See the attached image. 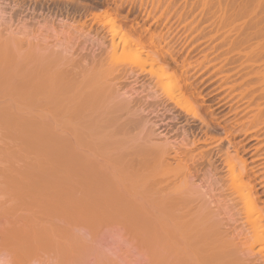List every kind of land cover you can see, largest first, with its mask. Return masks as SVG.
I'll return each mask as SVG.
<instances>
[{"label": "rangeland", "instance_id": "obj_1", "mask_svg": "<svg viewBox=\"0 0 264 264\" xmlns=\"http://www.w3.org/2000/svg\"><path fill=\"white\" fill-rule=\"evenodd\" d=\"M68 1L71 2L72 0L71 1L70 0H14V1L13 0H0V24L2 25V26L0 25V28L4 29L2 32L5 36L10 31L12 32L11 34L12 36L16 35L15 37H17L18 35L17 38L21 39V40L19 39L18 40L22 42L20 44L21 45L23 44V46H21L22 48L26 46L27 41L28 43L32 44L33 39L36 43H38V44H32V45L29 44L31 45V48L33 49L35 46L40 45L39 44L40 42L44 43V41H47V43H50V44L55 43V44H52L54 45V47H57L56 45H61V46L63 45V47H65L68 44L70 46L76 43L75 47H73V49H75L76 51L72 49L71 54L73 55L74 52L76 53L79 52L77 55H78V58L81 57V59H79L78 63L74 60L77 63L75 65H78L79 63H81L79 65L80 67L86 63L88 67L84 65L85 66L84 68H86L87 70V68L89 69V66L92 64L90 68L95 67L94 68L95 70L102 64L105 66L108 65V63L106 64L104 63L106 61V58H109L108 56H111L107 54V52L111 54L109 49L111 47L110 46L111 41L113 40L112 35H111L112 30L110 29L109 25H103V20L101 18H96L94 16L95 14L99 13L101 9L107 8L111 16L115 17L116 21L121 23V24L119 23L120 25H122L123 27L125 26V30L128 29L127 32L129 31L128 33L131 34V37L135 38V40L137 39V41L134 43H136L137 45L139 44L140 46L139 49L140 50L144 49L145 52H142L144 54L140 52L136 53L132 49V47L131 48L128 47L129 49L127 48L126 51L120 50L122 51V53L120 51H117L119 53L116 52L117 53L116 57H118V60H116L117 62L114 64L117 65L118 63V66L116 67L117 69L119 67L120 71L118 70V72L120 73H117V70H116L115 72L117 74L116 73L114 74L113 72L114 76L113 75L111 76L109 74L110 72L109 73L107 72L110 76H107L108 78H106L105 81H108V83L107 85L104 84V87L106 86V90L107 88L110 87L109 92H111V95L113 94L112 95L113 97L115 98L124 97L125 99L126 98L128 99L130 103L128 104L129 109H127L126 114L123 112L124 114L122 113V115H119L121 117V118L119 117L120 118L119 121L124 122L125 117H128L130 118L131 123L128 126L127 125L122 126L123 128L121 130L122 132L116 130L115 131L116 134H114L115 132L113 133V136L115 135L116 137L115 136L114 137L116 139L110 136L111 135L110 132L112 133V131L109 132V130L111 129L108 128L106 132H109V135L107 133L106 137L108 138L109 141L112 139L111 140L112 142L115 140L116 141L118 140V142H116V145L119 143L121 146L122 144L119 138H121L123 142L125 139H130L131 141V138H132L134 140L132 142L141 143V144L143 142L142 145L141 144L139 145L141 146L144 145L145 147L146 145L144 144V141L146 142V140H149L150 142L147 141L146 144L155 142L157 143L156 145H163V148H165L166 146L168 147L167 152L169 149H171L170 147L173 146L174 147V148L172 147L173 150L172 149L169 150L170 156L173 155L174 150L182 149L181 151H183V155L180 153L181 161L182 159L184 160V158L188 156L190 157V155L192 154L193 156L191 158L195 159V160L192 159V162L195 161V163L193 164L189 161L188 164H193V166L195 165L194 166L195 170L194 168H191L193 167L192 165L191 166L189 165L190 167L188 170L189 172L191 170L192 175L187 174L186 177L194 176V178H191V177L186 178V183H185V185H187L186 187L188 188L191 187L193 189L192 191H194L195 194L198 193V195H200V200L199 198H197L199 201L198 202L195 201V202L197 204L202 203L203 209H204V206L206 208V205L207 207L212 206L210 208L211 211L212 212L214 210L215 211L213 212L214 215L213 216L211 215V217L215 218L218 213V218L221 222V224H218V225H221L222 227L224 225L225 227L223 228L221 227L222 229L219 227L217 229V226H216L214 227L215 230L217 229V231H219V229L223 230L226 227L230 228L231 231L230 229L229 230H226L227 228L225 229L227 231L226 235L228 236V234H231L234 239L231 236L230 238H232L233 241L236 240L237 242H240L239 240H237L239 236L238 233L242 234L243 229L240 230L239 227H241V224H242V228L244 229L250 228V225H251L250 221L252 219L248 217L249 218L248 220V218L246 216L245 218L244 215L240 216L242 218L244 217L243 219H239L240 217L237 218L234 216L235 214L234 212L236 211L235 209L238 207V205H241V203L244 201L243 199L244 196L242 195L243 196L241 200L242 202H239L240 200L237 202V200L240 199L239 197L241 196L240 193L239 195L237 194L241 190L238 191V189H236L238 192L234 193L233 190L229 189L233 193V194L230 193L231 195H233L231 197L233 199L235 197L238 198L235 201L230 197V195H228L230 191L225 189L226 185L232 181L231 179L230 181L227 176L228 170H227V164H226V157L227 155L234 154V151L236 150L235 152H237V155H240L242 158L246 160L245 168L247 167L246 168L247 176L245 177L250 178V182L252 183V185H254L253 192L255 194V200L257 204L259 203L258 204L259 206H262L263 208L262 210L264 212V97H263L264 96V90H263L264 88V76H263L264 75V0H216V1L215 0H202V1L201 0H143V1L142 0H99V1L98 0H84V1L78 0L79 2H82L85 4L88 3L89 4L88 7L82 5V3L80 4L77 3L76 5L74 4L75 3L74 0H73L74 2H71V3H69ZM135 36H137V38ZM28 39L30 40V42ZM76 39H78L77 42L72 43ZM91 39L93 41L95 40L96 42L98 41L102 42L103 46L100 47L99 45L100 47L99 49L96 46L97 43L95 41H94L95 43L93 42L90 43L92 41ZM18 40L17 42L19 43ZM38 40L39 42H37ZM40 40H43V41H40ZM151 41H153V43H151ZM50 44H47V46ZM260 46H261V49H260ZM18 47L22 49L19 45ZM41 48L45 49V47H42V46ZM256 49L258 50V52ZM93 50L95 52L94 53L95 55H93L92 53ZM252 50H254L255 52ZM253 52L254 54H252ZM79 54H82V55L79 56ZM249 54H252V55L250 56ZM73 56H76V55H73ZM132 57L134 60H136L135 62L133 59L130 61ZM150 57L158 59V62L154 61V64H153V59H150ZM78 58H75V59L78 60ZM92 58H94L93 60L94 62H96V64H94L95 66H93V63H91ZM85 59H87V62L85 61ZM83 60L85 61V63ZM108 60L109 59H107V61ZM23 61L25 62L26 60H23ZM74 61H73V64H74ZM67 63L69 65L70 62H67ZM80 70H81V67L79 68V71ZM86 70L84 69L85 72L89 71V70L87 71ZM98 70L100 71L103 69L98 68L96 70L97 72L95 71L97 74H98ZM105 70H103V72ZM84 71L81 70L80 73H83ZM91 71H93V68L92 70L90 69V72ZM103 72H101V76ZM96 73H95V77L97 75ZM88 74L89 72L87 73V75ZM164 75H167V76H164ZM80 76L78 75L77 77H80ZM101 76H100V73H99V76L97 75V77H100V78ZM95 77H93V79H95ZM169 77H171L173 82L176 84V86H174L175 87L174 90L179 91V93L182 92L181 93L183 95L182 97L183 98L185 97L184 99H187V102L185 101L183 102L181 98L177 97V95L173 96L174 98H172V96L170 98V95H168L169 96L168 97L165 93L163 94V90H162L163 88L158 85V81H159L158 79L162 78L161 80L164 83H166L165 81H167L168 79H171ZM97 80L100 81L103 79H100V80L97 79ZM99 83L102 84V82H99ZM103 83H106V82H103ZM12 95H9L12 98H9V96L8 97L2 96L0 98V103L2 101V103L0 104V110H1V105H3L2 108H6V107L9 108L10 107L9 103L13 102L17 106L21 101L23 102L22 100L24 99L23 97H19V95H17L19 97L18 98L16 97V94H12ZM5 97L11 99L12 102L10 100L9 102L8 99H6ZM14 97L17 98V100L21 99V101L20 100L17 101ZM125 99L123 100L125 101ZM5 102H6V105L7 104L9 105V107L4 105ZM16 102H18V104H16ZM12 105L13 104H11V106ZM14 106H13V109H14ZM191 109H192V112H191ZM20 110H25V109L21 108ZM7 111L8 110L6 109V112ZM10 112H8L7 115L5 112H4L5 114H2V112L0 113L1 115L0 117H2L3 115L4 118L7 120L6 121L4 119L5 121L4 120L0 121V171L2 170L0 172V180H1L0 181V193H1L0 194V264H173L172 261L169 260L170 258L173 259L175 257L171 253L172 252L171 250H174V253H175V248H176V246H174L175 248L172 247L175 244H173L174 242L172 241L173 235H171V233L169 232L172 230V226L169 225L170 220L167 219L169 218V216H166L167 213L164 216L163 214H160V213H165V212H160L161 210L159 208L161 197H163V195H161V197L158 196L160 194L167 193L168 190L170 189H168L167 187L163 188L162 191L164 192L160 191L162 192L160 193L158 191L159 187L154 186V184L152 186V183L148 179V177L146 178L148 180H144V182L141 181L142 183H145L146 181L145 185H147V187H149L151 191H149V188L147 187L146 188L148 189V191H146V193H143L142 191L140 195L139 193L140 191L139 192L137 191V193H139V197H138L134 189L133 195L134 196L136 195L137 199H139L140 196H142V194H144L142 198L145 197V199H148L149 198L148 196L150 195L151 199L149 198L148 200H143L142 203L145 201H149V200L151 201L152 196L154 198H157L158 196V198L155 200L157 201L160 200V202H157L153 198L152 200L154 201L153 204H152V201L151 202L149 201L150 204H147V202H145L142 208V203H141L142 199L138 201L141 203V207H140L139 205L140 203L138 204V202L134 200L136 199V196L133 199L134 196H132V191H131V189L133 188H131L132 185L128 183L135 175L139 177V175L141 174L139 175L133 174V176L132 174H129L130 175L129 178L125 177L126 176L125 174H122L124 176H120L121 175L120 174L119 175L120 177L126 178L125 179L126 181L123 180V182L125 181V184L126 183L130 184L131 189L128 190L127 188L126 190V188H124L126 190V193H125V190L123 188L122 190H121V187L118 188L117 191L119 192V189H120L121 191L119 193L121 192L122 193L120 194V199L118 198V196L116 198L122 202L124 197L125 198L128 197L127 202H129L131 200L129 198H131L132 196V200L134 202L131 201V203H133L131 204V206L135 205V201L137 202L136 205L134 206V209H133V206L131 207L130 205L127 208L126 205L128 203L126 204V199L121 204L125 205L127 210L124 211L123 210L124 208H123L122 209L123 212H119L121 208L123 207V205L121 206V204H118L121 206V208L118 206L119 210H117V208L114 209V207H117V204H115L114 202L112 203L113 205H111L112 208L109 206V208L107 209L108 206H104L102 205V203L101 204L99 203L100 204L99 206L98 202H101L99 201L101 197L99 196L100 198L98 202H95V198H94L95 194L91 193L92 196L94 195L93 196L94 201L92 200L91 197L88 198L89 201L90 202L92 201L93 203L95 202L97 204H92V202L89 204H92L93 209L95 210H93L92 207L88 204V201L86 199L88 196H86L85 201L83 200L85 196H82L83 198L82 199L80 198V199L83 202H85L84 204H88L90 207L88 208L86 205L84 207L81 201L79 202V204L81 205V207L83 206L84 208L83 207L81 208L83 211L81 210L79 212L78 210L79 212L78 213L77 209L74 207L76 206V203H78L77 201L80 199L75 197V194L77 196H81L80 194L85 195L84 193H86V191L82 189V186L86 181L82 182L80 180L81 178L78 179L79 174L77 175V174H72V173L71 175L63 174L65 175L64 177H66V179L64 178L62 179L61 178L62 175L58 173L59 171L58 159L56 161V158H53L50 155H48L46 152H44V150L39 146L40 144L38 145L36 141L33 142L34 141L33 138L38 139L37 133L39 132L35 133L32 130V127L30 126L27 127L25 126V124L24 126L27 128H24L22 126L23 123H26V122L30 123L31 120H33L32 119L33 117L31 118V120L29 119L30 121L28 119H24L26 120V122L24 121L22 123V119H23L22 116L24 113L22 114L20 113L22 111H19L17 115L19 116L21 114L22 115L21 117H18V116L17 117L22 118L21 121L20 120L18 121L16 116H14L12 121L16 119L18 122L21 123V125L15 123V126L14 125L12 126L14 122L12 124L10 123L11 125L8 123L10 122L11 120L10 118L12 117L11 116L9 117L10 119L9 121L7 119ZM16 112L18 111L16 110L15 113ZM27 113L28 112L25 110V114ZM12 114H14V110L12 111ZM5 116H7V118ZM27 116L28 115H26V117L24 116V118H27ZM30 116L31 115L29 114L28 118H30ZM256 116H260L261 121H259L257 125H254L252 124V120H254ZM38 117H40V115ZM138 126L142 129H139ZM144 126L147 128H144ZM50 128L52 129V127ZM27 129H29V132H27L28 131ZM36 129L34 127L35 131ZM38 129L39 131H41L40 127ZM43 129L45 128H42V130ZM57 129L59 130V128ZM246 129L248 130V132ZM60 131L62 132L63 130L61 129ZM52 132L57 137L55 138V140L60 138L59 136L61 135H58V134H57L58 136L56 135L57 132L55 131L54 126H53V130H51V133ZM103 132H105V130H103ZM119 132L121 133V135L119 134ZM244 132L246 133L244 134ZM27 134L31 136L30 138H32V142H33L31 143L34 145H28L30 147L25 148L23 142L21 141L25 139L24 136ZM9 135H12V137H10ZM42 135H39V139H42L41 138ZM26 137H28V135ZM39 141L40 140H38V142ZM130 141L128 142L125 141L126 143L124 145L128 144ZM192 142H195L194 143L195 145L192 144ZM35 143H37V145ZM185 143L190 146H187V145L184 146ZM1 144H4V145H1ZM119 144H118V147H119ZM113 145H115V143H113ZM178 147H180V149ZM187 147L189 148L187 149ZM55 148L57 147L55 146ZM185 150L186 151L188 150V151L185 152ZM185 153L186 155H184ZM170 156L165 157L164 160L166 161V163L168 162L167 164H170V162H172V165H174L176 163L175 162L176 160L174 159L172 160ZM25 158L27 161H25ZM116 159L117 158L113 160L115 161ZM187 159L189 158H186V160ZM185 161H182V162H185ZM24 167L25 169H23ZM68 167H70V165ZM237 167L238 166H236V169L238 170ZM69 169H72V168H69ZM50 171L52 173H50ZM24 172L28 173L27 176L23 174ZM37 172L40 175L42 174L44 176H46L45 174H53V175L48 176L50 177V179L49 178L46 179L44 177L39 178L40 176ZM88 175L91 176V174H88ZM95 175L97 174H92L91 177H94ZM112 175H115V174H111V175L109 174L110 176L109 179H111ZM87 176H85L86 179H88ZM100 176L99 177L95 176V177L100 178ZM179 176L178 178L182 179L181 176L183 177V175H179ZM35 178L37 179L35 180ZM96 178L95 179L92 178V179H94L95 181ZM7 179L10 181V183L8 182ZM100 179H97V181L99 180L100 181L99 183H103L102 182L103 180L101 181ZM105 179L106 178L104 176V180ZM120 179H119V182L122 181V180L120 181ZM133 179H134L133 181L135 182L137 181L136 178H133ZM187 179L189 180L187 181ZM12 180L13 182H11ZM58 180H60L59 183H58ZM78 180H80V182ZM112 180H111L112 183L116 184L118 182L116 181L117 176H116V179L114 176ZM76 181H78L79 183ZM90 181H87L85 183L86 185H88L87 189H89V191L93 189V188L90 189L91 187L89 188L90 185L92 186L93 184L98 183L97 181L95 183H90ZM60 182L63 183L65 187L64 185L62 187ZM119 182H118V185L123 184V182H121L120 184ZM80 183H83V184L81 185ZM34 184L35 186L38 187L37 190L36 189L33 190ZM77 184H80L81 186V187L79 186L80 187L79 189L77 188L78 190L76 189V186H78ZM128 184H127V187H129ZM132 184L134 185V183ZM198 184L199 186H197ZM23 185H25L24 186L25 188L23 187ZM110 185H111V182H110ZM185 185L183 188H186ZM112 186L116 187V185L115 186L111 185V187ZM85 187L86 186H84V188ZM14 189H16L17 191H15ZM80 190H83V192L82 191L80 192ZM222 190L224 191L222 192ZM117 191H116L117 193L116 195H119ZM147 192L149 193L151 192V193L149 194ZM242 192L244 193L243 190ZM104 193L105 194H101L102 198L103 197L105 198V195H107L106 197H107L108 202H109L108 199L112 200L114 198V196L113 198L111 197L110 193L109 194L107 192H104ZM97 194L98 193H96V195ZM146 194L147 195L149 194V195L147 196ZM235 194L237 196H235ZM227 195L229 196V198H227L228 197ZM146 196L148 198H146ZM167 196L168 194L164 195L165 198ZM164 197L162 198V200L164 199ZM65 198L67 199L65 200ZM75 198L77 201L75 200ZM97 198L98 197H96V199ZM121 198L123 199L121 200ZM194 198L196 200V196ZM74 200H75V203H74ZM111 200L110 202L113 201ZM103 201L105 202L106 199H104ZM233 201L237 202L238 205H236V203H234ZM117 203L119 202L117 201ZM73 204H75V206H73ZM231 204H234V208L235 207L236 208L233 209V205ZM101 205L106 208L101 209L100 208ZM94 206H96L98 209L95 208ZM136 206L138 207V210ZM155 206L158 207L157 209H159L160 215L157 213L158 211L156 210ZM53 207L57 209L55 210ZM139 207H140V211H139ZM209 207L206 209H209ZM141 208L143 209V211H141L142 210ZM218 208L219 209L221 208V209L219 210ZM78 209H80V207ZM206 209L204 210L208 212V210ZM128 210L129 212H127ZM130 210L134 211L132 212L133 214H131ZM135 210L137 211V213L135 212ZM138 212L139 213L141 212L142 215L141 214L139 215ZM153 212H156V213H153ZM215 212L217 213L215 214ZM134 213L136 217L135 216L133 217ZM208 213H205L206 214L205 216H207ZM75 215L76 216L79 215V216L75 217ZM137 215H139L140 217H137ZM71 216L74 218H71ZM64 217L66 218L64 219ZM76 218L78 222H76ZM218 218H215V221ZM141 219L143 221H141ZM209 219L207 220L210 221ZM69 220H72V221H69ZM212 220L214 219L212 218ZM232 228L233 229L235 228V230H233ZM166 229L169 233L166 232ZM156 230H157V233H156ZM235 231L237 232V234ZM158 234L159 236L164 235L163 236L164 240L166 238L171 237L169 242L167 241V239L165 241L166 243L172 242L171 244H173V245H169L170 248L172 247V249L170 250L172 257L169 255L168 243L164 244V242L162 243L159 242L161 241V238L159 239V236H157ZM219 235H220V238L221 236H224V235H221V233ZM233 235H235L236 237ZM42 236L44 238H42ZM241 237H243V235H241ZM236 241L230 242V246L232 243H233L232 245H234V243H236V245L240 244V243H237ZM255 242L256 241H254V243ZM262 245L264 246V244ZM238 248L239 246L237 247V249ZM255 248L257 249V247ZM255 248L253 251L256 250ZM176 250H178V248ZM262 251H261V254L260 253L256 254L258 251H255L254 254H252L253 252L248 253V255L250 256V259L248 260L249 262L247 261L244 262L246 260L244 258L245 257L247 258L248 256H244V258H242L244 254L242 255V257L240 255L242 253L238 254L241 260L243 259L242 260L243 262L241 261V264L242 263L244 264H264L262 263L264 262V248L262 249ZM158 252H160L161 254H158ZM85 254L86 256L85 258H83ZM176 254L179 255L177 251H176ZM158 255L163 256L162 258L164 259L166 258L165 261L163 259V262H162L160 259L161 257L157 259ZM180 257L182 256L180 255ZM178 258L179 256H177V259ZM184 259L181 260L180 258L179 260H181L182 262L179 261V263L177 262L176 263L185 264L188 261L190 262L192 261V264H193L194 263L193 261L195 260L194 258L190 260L191 257H188L189 260L186 258L188 261L186 260L185 262H183ZM198 262H196L195 264H198ZM188 264H191V263H188Z\"/></svg>", "mask_w": 264, "mask_h": 264}, {"label": "bare ground", "instance_id": "obj_2", "mask_svg": "<svg viewBox=\"0 0 264 264\" xmlns=\"http://www.w3.org/2000/svg\"><path fill=\"white\" fill-rule=\"evenodd\" d=\"M14 1V0H13ZM71 1V0H70ZM75 3L77 5L82 3V2H79L78 0H74ZM73 0L71 2H74ZM84 1V0H83ZM99 1V0H98ZM143 1V0H142ZM202 1V0H201ZM216 1V0H215ZM55 2V1H54ZM69 2V1H68ZM69 2V3H71ZM89 2V1H88ZM93 2V1H92ZM222 2V1H221ZM56 3V2H55ZM106 3V2H104ZM121 3V2H120ZM163 3V2H162ZM167 3V2H166ZM165 3V4H166ZM255 3V2H254ZM258 3V2H257ZM31 4V3H30ZM217 4V3H215ZM33 5V4H32ZM82 5L88 7L89 4H85V3H82ZM99 5V4H98ZM43 6V5H42ZM94 6V5H93ZM77 7V6H76ZM237 7V6H236ZM239 7V6H238ZM92 8V7H91ZM111 8V7H110ZM220 8V7H219ZM75 9V8H74ZM83 9V8H82ZM144 9V8H143ZM182 10V9H181ZM48 11V10H47ZM89 11V10H88ZM150 11V10H149ZM155 11V10H154ZM55 12V11H54ZM87 12V11H86ZM167 12V10H166ZM40 13V12H39ZM69 13V12H67ZM91 13V12H90ZM161 13V12H160ZM173 13V12H172ZM74 14V12H73ZM86 14V13H85ZM95 14V13H94ZM93 14V15H94ZM91 15V14H90ZM150 15V14H149ZM47 16V15H46ZM96 18H101L103 20V25H109L110 29L112 30L111 32V35H112V41H111V47H110V53L107 52V54L111 55V56H108L109 58H106V61L104 64L108 63V65H100L98 68L99 69H103L105 70L103 72V70H98V74L96 73L97 69L94 70L95 67H91L92 64L89 66V69L87 68V70H89V76L87 75L88 72H85L84 69L86 70V68H84L86 65L88 67V65L85 63V61L87 62V59H85L84 61V65L83 66H80L81 67V70H83L84 72L83 73H80L79 71V65L81 63H79L78 65H75L79 62V59L78 58V53L74 52L73 55H76V56H73L71 54V51L73 49V47H75L76 43L74 42H77L78 39H76L75 41H73L72 43H74L73 45H66L65 47H63V45H56L57 47H54V45L52 44H55V43H47V41H44V43L46 42L47 44H50L47 46V44L45 43H42L40 42L38 46H35L34 49L31 48V45L32 44H38L34 41V39L32 40V44L31 43H26V46H24L23 48L21 46H23V44L21 45L19 40H21L20 38H17L15 37L16 35H11L12 32L10 31L6 36L3 34V28H0V98L2 96H9V95H12V94H16V97H18L17 95H19V97H23L24 99L23 102L21 101V99H19L21 102V104L18 102H16V104L20 105V106H16L12 101L11 99L9 98H12L11 96H9V98L5 97L6 99H8V101L10 100L12 103H9V105L7 104L6 105V102H5V106H8L9 108H2L3 105H1V112L2 114H5L7 115L8 112H10L8 118L7 116H5L8 121L10 120V122H8L9 124L13 123L12 126L14 125L15 126V123L16 124H20V122H18L19 120L21 121L22 119V123L26 120L24 119H30L31 118L33 120H31V122H26V123H23V127L24 128H27V127H32V130L36 133V132H39L37 133L38 134V139H34L33 138V142H37L38 145L44 150V152H46L48 155H50L51 157L53 158H56V161L58 159V163H59V171L58 173L61 176V178L63 179H66V177H64L65 175L63 174H79L78 175V179H80L82 182L84 181H93L90 183H95L97 181V179H100L103 183H99L100 181L98 180L97 182L99 183H95L93 184L92 186L90 185L89 188L92 189L91 191H89L88 188V185H86L85 183H80L81 185L83 184L82 186V189H84L86 191V193H90L89 195L84 193L85 195L83 194H80L81 196H77L75 194V197L77 198H83L82 196H85L83 198V200L85 201V198L86 196H88L86 199L88 201V204L91 203L89 201V197L92 198L93 200V196L92 194H95L94 198H95V202H98L99 198L101 197V199L99 201L101 202H98V204L102 203V205L104 206H108L107 209L109 208V206L112 208L111 205H113L112 203L114 202L115 204H117V207H114L117 208V210H119V207L121 208V206L123 204H121L125 199H126V206L128 208V206L133 203H131L132 200V196L133 195V191L135 189V192L137 193V191L140 193L141 195V192L143 191V193H146V191H148L147 188V185L146 184V181L145 183H142L144 182V180H150L151 183H152V186L154 184V186H158L159 187V190L157 188V190L160 192L163 190V188H168L170 190H168L167 193H163V194H160L158 196L161 197V195H166L168 194V196L162 200L163 197H161V202L160 200H155L158 198H154L152 196V200L154 198L155 201L157 202H160V212H165V213H160L159 212V209H157L158 207H156V210L158 211L157 213L159 214H163V216L167 213L166 216H169V219L170 222H169V225L172 226V230L169 231L171 233V235H173V244L171 243H168L169 240L171 239V237H169L170 235L168 234L169 232L167 231L166 229V232H168L167 234L169 235L168 237L169 238H166L167 239V243H168V247L169 245H173L172 247L176 246L175 248V253H174V250H171L172 247L170 248L169 247V255L172 257L171 253L173 254V256L175 257L172 259L170 258L169 260L172 261V263L174 264H177L179 263V261H181L182 259H184L183 262H185L188 257H191L190 260H192L193 258L195 259L193 262V264H195L196 262H200V264H241V258L238 254L243 255L242 258H244V256H248L247 258L245 257L244 259H246L244 262H249L248 260L250 259V256L248 255V253H251L253 252L252 254L255 253V251H258L256 254L260 253L261 254V251L262 249L264 248V246L262 244H264V212H263V208L262 206H259L255 200V194L253 192V188H254V185H252V183L250 182V178L248 177H245L247 176V172H246V160L244 158H242L240 155H237V152L234 151V154L232 155H227L226 157V164H227V170H228V179L231 181L230 183H228L226 185V188L224 186V188L229 192L228 195L233 196L231 195L230 193L231 190H233L234 193H237L239 190H241L240 192H238L237 195H239L240 193V199L236 198L235 196H237L235 194V198L232 199L233 200H237V202H242V197L244 199V201L241 203V205H238L237 202L233 201L234 203H236V205H238V207L235 209L234 208V204H231L233 205V209H235L236 211L233 213L235 217L239 218L241 215H244V217L246 216L247 218H251L252 220L250 221L251 225H250V228H242V224H241V227H239V229H243L242 230V234L241 233H238L239 236H238V239L240 242H237L236 240H232V235L231 234H228V236L226 235L227 234V231L226 230H229L230 228H225L223 230H221L223 227H225L223 225V227L221 225H218V224H221L219 218H218V213L215 212V214L217 213V216L215 218H218L216 221H215V218L214 217H211V215L213 216L214 215V211L212 212L211 211V207H209V209H206L208 208L207 205H206V208L204 206V209L210 210L209 214L208 212H206L203 208H202V203L200 204H197L195 201H199L200 200V195L195 194L194 191H192L193 189L191 187H186L187 185H185L186 183V178H190L191 176L189 177H186L187 174H191V170L189 172V167L195 163L192 162V159L195 160L194 158H191L193 155L191 154L190 157H186V158H189L186 160V158H184V160L182 159V161H185V162H182L181 159H180V153L183 155V151L181 150H174L173 152V155L170 156V152L169 150L172 149V147H170L171 149L168 150L167 152V148L165 146V148H163V145H156L157 143L155 142H152V143H149L150 141L149 140H146V142L144 141V144L146 145V147L143 145V142L142 144L141 143H136V142H132L134 141L132 138H131V141L130 139H125L124 142L122 141L121 138H119V140L121 141V144L122 146L119 144V147H118V144L116 145V142H118V140L116 141H109L108 138L106 137L107 133L109 135V132L112 131V133L110 132V136H112V138L115 136H113V133L118 130V131H121L123 128L122 126H125V125H130L131 123V120L130 118L128 117H125V121L124 122H120V116L119 115H122V113L124 112L126 114L127 112V109H129V101L128 99L124 98V97H113L111 95V92H109V85L106 90V86L104 87V84L107 85L108 81H105L106 78H108L107 76H112L113 75V72L114 74L116 73L115 71L117 70V73H120L118 72L119 70V67L117 69L116 66H118V63L117 65H115L114 63H116L118 60V57L117 56V51H126L127 48H131L136 52V53H142V52H145V50L143 49H139V44L137 45L136 42L137 39L135 40V38H132L131 37V34L127 32V30H125V26L123 27L122 25H120L121 23L120 22H117L115 17H112L110 12H108L107 8L105 9H101L99 13L95 14L94 15ZM89 17V15H88ZM93 17V16H91ZM90 17V18H91ZM94 17V18H95ZM254 17V16H253ZM73 18V17H72ZM95 18V19H96ZM224 19V18H223ZM230 19V17H229ZM235 19V18H234ZM51 20V18H50ZM84 20V19H83ZM91 20V19H90ZM48 21V20H47ZM70 21V20H69ZM101 21V20H100ZM2 22V21H1ZM13 22V21H12ZM11 22V23H12ZM73 22V21H72ZM83 22V21H82ZM92 22V21H91ZM99 22V21H98ZM3 23V22H2ZM58 23V22H57ZM102 23V22H100ZM120 23V24H119ZM59 24V23H58ZM75 24V23H74ZM73 24V25H74ZM1 25V24H0ZM45 25V24H44ZM48 25V24H47ZM67 25V24H66ZM87 25V24H86ZM92 25V24H91ZM97 25V24H96ZM2 26V25H1ZM4 26V25H3ZM43 26V25H42ZM63 26V25H62ZM76 26V25H75ZM100 26V25H99ZM255 26V24H254ZM257 26V25H256ZM5 27V26H4ZM7 27V26H6ZM38 27V26H37ZM41 27V26H40ZM44 27V26H43ZM57 27V26H56ZM60 27V26H59ZM67 27V26H66ZM10 28V27H9ZM69 28V26H68ZM132 28V27H131ZM22 29V28H21ZM33 29V28H32ZM63 29V28H62ZM80 29V28H79ZM83 29V28H82ZM108 29V28H107ZM109 29V30H110ZM38 30V29H37ZM46 30V29H45ZM57 30V29H55ZM75 30V29H74ZM259 30V28H258ZM26 31V30H25ZM34 31V30H33ZM47 31V30H46ZM64 31V30H63ZM98 31V30H97ZM17 32V31H16ZM57 32V31H56ZM59 32V31H58ZM61 32V31H60ZM78 32V31H77ZM81 32V31H80ZM101 32V31H100ZM238 32V31H237ZM44 33V32H43ZM144 33V32H143ZM30 34V33H29ZM32 34V33H31ZM67 34V33H65ZM91 34V33H90ZM152 34V33H151ZM154 34V33H153ZM158 34V33H157ZM25 35V34H24ZM36 35V34H35ZM38 35V33H37ZM74 35V34H72ZM138 35V34H137ZM156 35V34H155ZM32 36V35H31ZM45 36V35H43ZM47 36V35H46ZM52 36V35H51ZM71 36V35H70ZM78 36V35H77ZM80 36V35H79ZM101 36V35H100ZM153 36V35H152ZM50 37V36H49ZM58 37V36H57ZM75 37V36H74ZM87 37V36H86ZM97 37V36H96ZM103 37V36H102ZM137 38V36H135ZM45 38V37H44ZM52 38V37H51ZM54 38V37H53ZM56 38V37H55ZM66 38V37H65ZM73 38V37H72ZM79 38V37H78ZM157 38V37H156ZM19 39V40H18ZM75 39V38H74ZM80 39V38H79ZM87 39V38H86ZM94 39V38H93ZM111 39V38H110ZM139 39V37H138ZM17 40L19 41V43L17 42ZM29 40V39H28ZM54 40V39H53ZM57 40V39H56ZM62 40V39H61ZM67 40V39H66ZM92 40V39H91ZM150 40V39H149ZM243 40V39H242ZM40 41H43V40H40ZM85 41V40H84ZM95 41V40H94ZM93 40L90 42V43H95ZM106 41V40H105ZM30 42V40H29ZM35 42V43H33ZM39 42V40L37 41ZM53 42V41H52ZM62 42V41H61ZM79 42V41H78ZM42 43V44H41ZM59 43V42H58ZM65 43V42H64ZM71 43V44H72ZM97 43V47L100 49L101 46H103L102 42H96ZM139 43V42H137ZM151 43H153V41H151ZM239 43V42H238ZM28 44V46H27ZM31 44V45H29ZM61 44V43H60ZM87 44V43H86ZM136 44V45H134ZM257 44V43H256ZM261 44V43H260ZM18 45L22 48L20 49L18 47ZM45 45V46H43ZM94 45V44H92ZM100 45V47H99ZM42 47H45V49H42ZM134 46V47H133ZM146 46V45H145ZM149 46V45H148ZM27 47V48H25ZM62 47V48H61ZM70 47V48H69ZM72 47V48H71ZM91 47V46H90ZM93 47V46H92ZM152 47V45H151ZM40 48V50H39ZM95 48V47H94ZM128 48V49H129ZM143 48V46H142ZM252 48V47H251ZM105 49V47H104ZM260 49H261V46H260ZM74 51H76L75 49H73ZM95 50V49H94ZM94 50L92 51L93 55H95L94 53ZM257 50V49H256ZM259 50V48H258ZM257 50V52H258ZM86 51V50H85ZM108 51V50H107ZM122 51H120L122 53ZM254 51V50H252ZM98 52V51H97ZM117 52V53H116ZM129 52V51H127ZM134 52V53H135ZM158 52V51H157ZM255 52V51H254ZM254 52L252 54H254ZM73 53V52H72ZM76 53V54H75ZM91 53V54H92ZM105 53V52H104ZM251 53V52H250ZM260 53V52H259ZM102 54V53H100ZM127 54V53H126ZM131 54V53H130ZM144 54V53H142ZM147 54V53H146ZM252 54H249L250 56ZM82 55V54H79V56ZM84 55V54H83ZM92 55V56H93ZM121 55V54H120ZM124 55V54H123ZM235 55V54H234ZM245 55V54H244ZM247 55V54H246ZM91 56V57H92ZM134 56V55H133ZM152 56V55H151ZM169 56V55H168ZM74 57V58H73ZM85 57V56H84ZM88 57V56H87ZM94 57V56H93ZM111 57V58H110ZM163 57V56H162ZM75 58H78L75 59ZM105 58V57H104ZM148 58V57H147ZM67 62H70L69 65ZM90 59V58H89ZM94 58H92V61L91 63H93V66H95L94 64H96V62H94L93 60ZM107 59H109L108 62ZM126 59V58H125ZM133 59V57L130 59V61ZM136 59V58H135ZM138 59V58H137ZM150 59H153V64H154V61L155 62H158V59L156 58H151ZM23 60H26L25 62ZM77 62H75V61ZM134 60V59H133ZM23 61V62H22ZM73 61H74V64H73ZM82 61V62H83ZM89 61V60H88ZM125 61V60H123ZM136 60H134L135 62ZM152 61V60H151ZM203 61V60H202ZM206 61V60H205ZM22 62V63H21ZM72 62V63H71ZM81 62V61H80ZM104 62V61H103ZM102 62V63H103ZM119 62V61H118ZM129 62V61H128ZM133 62V61H132ZM138 62V61H137ZM145 62V61H144ZM110 63V64H109ZM152 63V62H151ZM160 63V62H159ZM207 63V62H206ZM66 64V65H65ZM72 64V65H71ZM136 64V63H135ZM149 64V62H148ZM250 64V63H249ZM120 65V64H119ZM124 65V64H123ZM129 65V64H128ZM143 65V64H142ZM152 65V64H151ZM75 66V67H74ZM103 66V67H102ZM122 66V65H121ZM150 66V65H149ZM205 66V65H204ZM207 66V65H206ZM101 67V68H100ZM107 67V68H106ZM152 67V66H151ZM156 67V66H155ZM93 68V71L90 72V69L92 70ZM142 68V67H141ZM190 68V67H189ZM164 69V68H163ZM251 69V68H250ZM86 70V71H87ZM79 71V72H78ZM96 71V72H95ZM120 71V70H119ZM167 71V70H166ZM223 71V69H222ZM95 72L98 76H99V73H100V76H101V72L102 73V76L101 78L100 77H95ZM110 74H108V73ZM150 72V71H149ZM161 72V70H160ZM159 72V73H160ZM86 73V75H85ZM94 76H93V74ZM116 73V74H117ZM125 73V72H124ZM129 73V72H128ZM153 73V72H152ZM83 74V75H82ZM92 74V75H91ZM108 74V75H107ZM161 74V73H160ZM80 76V77H77V76ZM227 75V74H226ZM89 78H87V77ZM91 76V77H90ZM105 76V77H104ZM114 76V75H113ZM161 76V75H159ZM164 76H167V75H164ZM264 76V75H263ZM93 77H95V79H93ZM154 77V76H153ZM78 78V79H77ZM80 78V79H79ZM157 78V77H156ZM165 78V77H164ZM171 78V77H169ZM97 79H103V80H100L98 81ZM162 78H159L158 80V85L160 87H162L163 89V94L165 93L167 96L170 95V98L172 96V98H174L173 96L177 95V97L181 98V100L184 102H187V99H184L182 96V92L179 93V91L177 90H174V86H176V84L173 82L172 78L171 79H168L167 81H165L166 83H164L162 80ZM96 80V81H95ZM99 82H102L99 83ZM103 82H106V83H103ZM116 82V81H115ZM154 83V82H153ZM177 83V82H176ZM259 85V84H258ZM119 86V85H118ZM157 86V85H156ZM179 86V85H178ZM120 89V88H119ZM129 89V88H128ZM264 90V88H263ZM140 91V90H139ZM155 91V90H154ZM177 91V92H176ZM160 92V91H159ZM126 93V92H125ZM138 93V92H137ZM116 94V93H115ZM124 95V94H123ZM141 95V94H140ZM13 96V95H12ZM115 96V95H114ZM18 97V98H19ZM156 97V96H155ZM169 97V96H168ZM264 97V96H263ZM15 98V97H14ZM167 98V97H166ZM176 98V97H175ZM17 100V98H15ZM125 99V101L123 100ZM14 100V99H13ZM17 100V101H19ZM128 102H127V101ZM144 100V99H143ZM150 100V99H149ZM180 100V99H179ZM136 101V100H135ZM178 101V100H177ZM176 101V102H177ZM191 101V100H190ZM127 102V103H125ZM2 103V101H1ZM0 103V104H1ZM139 103V102H138ZM190 103V102H189ZM11 104H13L11 106ZM133 104V103H132ZM15 105V106H14ZM135 105V104H134ZM193 105V104H192ZM13 106H14V109H13ZM131 106V105H130ZM16 107V108H15ZM22 108V109H25L28 113L25 114V110H20L18 108ZM182 107V105H181ZM196 108V106H195ZM5 109V110H3ZM6 109L8 110L6 112ZM10 109V111H9ZM13 109L14 110V114H12V111L11 110ZM137 109V108H136ZM189 109V107H188ZM18 111L15 113V111ZM19 111H22L20 113H24L22 118H18V117H21V115H17V113H19ZM0 112V113H1ZM5 112V113H4ZM139 112V111H138ZM191 112H192V109H191ZM123 113V114H124ZM194 113V112H193ZM12 114V115H11ZM29 114L31 115L30 118H28ZM130 114V112H129ZM132 114V113H131ZM261 114V112H260ZM27 118H24V116ZM37 115V116H36ZM40 115V117H38ZM135 115V114H134ZM1 116V115H0ZM12 117L9 119V117ZM14 116H18L17 119H14ZM3 117V118H2ZM2 117H0V121L1 120H4V116L2 115ZM38 119H36V118ZM120 117V118H119ZM196 118V117H195ZM212 118V116H211ZM123 119V118H122ZM133 119V118H132ZM6 120V119H5ZM4 120V121H5ZM29 120V121H30ZM7 121V120H6ZM16 121V122H15ZM141 121V120H140ZM155 121V120H154ZM261 121L260 120V116H256L254 118V120H252V124L254 125H257V123ZM18 122V123H17ZM4 123V122H3ZM10 124V125H11ZM27 126L25 127L24 126ZM2 125V123H1ZM8 125V124H7ZM139 125V124H138ZM53 126L55 128V131L57 132L56 135H61L59 136L60 138L56 139L57 138L55 136V134H53V132L51 133V130H53ZM57 126V127H55ZM151 126V125H150ZM7 127V126H6ZM17 127V125H16ZM34 127L36 129V131L34 130ZM41 129V131H39V128ZM52 127V129L50 128ZM134 127V126H133ZM226 127V126H225ZM19 128V127H18ZM42 128H45L42 130ZM59 128V130L57 129ZM110 128L111 130H109V132H106L107 129ZM119 128V129H117ZM139 129H142L138 126ZM144 128H147L144 126ZM3 129V128H2ZM13 129V128H12ZM51 129V130H50ZM57 129V130H56ZM63 130L62 132L60 130ZM115 129V130H114ZM226 129V128H225ZM243 129V128H242ZM29 132V129H27ZM38 130V131H37ZM46 130V131H44ZM50 130V131H49ZM103 130H105V132H103ZM114 130V131H113ZM128 130V129H127ZM247 130V129H246ZM44 131V132H43ZM117 131V132H118ZM145 131V130H144ZM12 132V131H11ZM17 132V131H16ZM15 132V133H16ZM31 132V130H30ZM33 132V133H34ZM51 135H50V133ZM59 132V133H58ZM62 134H61V133ZM103 132V134H102ZM122 132V131H121ZM226 132V131H225ZM248 132V130H247ZM6 133V132H5ZM19 133V132H18ZM43 133V135H42ZM206 133V132H205ZM229 133V131H228ZM246 132H244L245 134ZM116 134V132L114 133ZM119 134L121 135V133L119 132ZM134 134V132H133ZM143 134V133H142ZM146 134V133H145ZM154 134V133H153ZM28 135V137H26ZM24 136V140H22L21 142H23L25 148L26 147H30L28 145H34L32 144V138H30L31 136H29V134H27ZM39 135H42V139H39ZM53 135V136H52ZM57 135V136H58ZM105 135V137H104ZM4 136V135H3ZM10 137H12V135H9ZM7 136V137H9ZM164 136V135H163ZM213 136V135H212ZM15 137V136H14ZM34 137V136H33ZM53 137V138H52ZM68 137V138H67ZM116 137V136H115ZM114 137V138H115ZM147 137V136H146ZM233 137V136H232ZM263 137V136H262ZM23 138V137H22ZM71 138V139H69ZM107 138V139H106ZM130 138V137H129ZM142 138V137H140ZM155 138V137H154ZM212 138V137H211ZM217 138V137H216ZM229 138V137H228ZM17 139V138H16ZM31 139V140H30ZM53 139V140H52ZM116 139V138H115ZM118 139V138H117ZM137 139V138H136ZM148 139V138H147ZM170 139V138H169ZM258 139V138H257ZM38 140H40L38 142ZM59 140V141H58ZM108 140V141H106ZM130 141L128 144L124 145L126 142ZM187 140V139H186ZM207 140V139H206ZM13 141V140H12ZM126 141V142H125ZM147 141H149L148 143L150 144H146ZM216 141V140H215ZM32 142V143H31ZM205 142V141H204ZM211 142V141H210ZM11 143V142H10ZM37 143H35L37 145ZM57 143V144H56ZM113 143H115V145H113ZM180 143V142H179ZM195 142H192V144H194ZM217 143V142H216ZM141 144V145H139ZM154 146H152V145ZM191 144V145H192ZM1 145H4V144H1ZM149 145V146H147ZM187 144L185 143L184 146H186ZM195 145V144H194ZM23 146V147H24ZM55 146L57 148H55ZM187 146H190V145H187ZM19 147V146H18ZM35 147V146H34ZM39 147V148H40ZM174 148V147H173ZM177 148V147H176ZM180 149V147H178ZM189 147H187L188 149ZM193 148V147H192ZM227 148V147H226ZM36 149V148H35ZM191 149V148H190ZM189 149V150H190ZM11 150V149H10ZM42 150V151H43ZM78 150V151H77ZM173 150V149H172ZM188 151V150H187ZM185 150V152H187ZM37 152V150H36ZM82 154H81V153ZM172 152V151H171ZM209 152V151H208ZM229 152V151H228ZM195 153V152H194ZM36 155V154H35ZM186 155V153L184 154ZM167 156H170L172 158V160H176L175 164L172 165V162H170V164H167L166 161L164 160L165 157ZM5 157V156H4ZM44 157V156H43ZM117 158L115 161L113 159ZM195 157V156H194ZM8 158V157H7ZM110 158V159H109ZM200 158V157H199ZM19 159V158H18ZM52 159V158H51ZM112 159V160H111ZM119 159V160H118ZM14 160V159H13ZM49 160V159H48ZM25 161L26 158H25ZM24 161V162H25ZM34 161V160H33ZM39 161V160H38ZM110 161V162H109ZM191 162L193 164H188V162ZM237 163H236V162ZM6 162V161H5ZM110 165H109V163ZM212 162V161H211ZM2 163V162H1ZM33 163V162H32ZM47 163V162H46ZM35 164V163H34ZM188 164V165H186ZM237 164V165H236ZM8 165V164H7ZM37 165V164H36ZM58 165V164H57ZM70 165V167H68ZM190 165V166H189ZM195 166V165H194ZM191 167V168H194ZM236 166H238V170L236 169ZM33 167V166H31ZM45 167V165H44ZM222 167V166H221ZM41 168V167H40ZM50 168V167H48ZM56 168V167H55ZM69 168H72V169H69ZM190 168V169H191ZM8 169V168H7ZM13 169V168H11ZM25 169V167L23 168ZM52 169V168H51ZM215 169V168H214ZM20 170V169H19ZM30 170V169H29ZM195 170V168H194ZM2 171V170H1ZM0 171V172H1ZM28 171V170H27ZM26 171V172H27ZM31 171V170H30ZM37 171V170H36ZM39 171V169H38ZM188 171V172H187ZM252 171V170H251ZM4 172V171H3ZM24 172L23 174L27 176L28 173ZM250 172V171H249ZM17 173V172H16ZM38 173V172H37ZM42 173V172H41ZM45 173V172H44ZM50 173H52L50 171ZM15 174V173H14ZM33 174V173H32ZM39 174V173H38ZM82 174V175H81ZM85 174H97L95 176H100V178H96L95 176L94 177H91V176H87ZM109 174H115V175H112L111 176V179ZM121 174V175H120ZM122 174H125L126 176L125 177H128L129 178V174H141L138 176H134L133 178H139L137 179V181H133L134 179L132 178L128 183H130L132 185L131 189L130 188V184L126 183L125 184V179L126 178H123V177H120V176H124ZM128 174V175H127ZM37 175V174H36ZM46 176L44 175H40L39 174V178L41 177H44V178H49L48 176H51L53 174H45ZM88 177V179H86L85 176ZM108 175V176H106ZM120 175V176H119ZM179 175H183V177L181 176L182 179H179L180 176ZM192 175V174H191ZM195 175V174H194ZM10 176V174H9ZM23 176V175H22ZM29 176V175H28ZM32 176V175H31ZM81 176V177H80ZM104 176H105V180H104ZM115 176V179H116V176H117V180L119 182V179L121 182H123V180H125L123 182V186L121 185H118V182L116 184H113L112 183V178ZM179 176V178H178ZM226 176V175H225ZM16 177V176H15ZM33 177V176H32ZM72 177V176H71ZM84 177V178H83ZM108 177V178H107ZM119 177V179H118ZM148 177V179H146ZM152 179H150V178ZM3 178V177H2ZM11 178V177H10ZM9 178V179H10ZM30 178V177H29ZM42 178V179H44ZM53 178V177H52ZM92 178H96V180L94 181V179ZM191 178H194L191 177ZM220 178V177H219ZM15 179V178H14ZM37 178H35L36 180ZM84 179V180H83ZM86 179V180H85ZM109 181H108V180ZM8 180V179H7ZM29 180V179H28ZM70 180V179H69ZM80 180H78L80 182ZM107 180V181H106ZM112 180V181H111ZM189 179H187L188 181ZM191 180V179H190ZM1 181V180H0ZM46 181V180H45ZM50 181V180H49ZM60 180H58V183H59ZM76 181V182H78ZM133 181V182H132ZM142 181V182H141ZM8 182L10 183V181L8 180ZM13 182V180L11 181ZM27 182V181H26ZM36 182V181H35ZM78 182V183H79ZM105 182V183H104ZM110 182H111V185H116V187H111L110 185ZM119 182V184L121 183ZM148 182V181H147ZM18 183V182H17ZM20 183V182H19ZM38 183V182H37ZM61 183V182H60ZM115 183V182H114ZM134 183V185L132 184ZM188 183V182H187ZM194 183V182H193ZM7 184V183H6ZM12 184V183H11ZM16 184V183H15ZM23 184V183H21ZM57 184V183H56ZM55 184V185H56ZM80 184H77L78 186H76V189L80 188ZM127 184L129 187H127ZM220 184V183H219ZM14 185V183H13ZM12 185V186H13ZM28 185V184H27ZM42 185V184H41ZM51 185V184H50ZM63 183H61V186L63 187ZM71 185V184H70ZM110 185V186H109ZM150 185V184H149ZM185 185L186 188H183ZM11 186V185H9ZM16 186V185H15ZM21 186V185H20ZM25 185H23L24 187ZM44 186V185H43ZM59 186V184H58ZM80 186V187H79ZM84 186H86L84 188ZM151 186V187H152ZM189 186V185H188ZM199 186V184L197 185ZM201 186V185H200ZM19 187V186H17ZM41 187V186H40ZM47 187V186H46ZM52 187V186H51ZM65 187V185H64ZM121 187V190L122 188H128L131 189L132 191V196L131 199L129 202H127L128 200V197H124L121 198L122 202L119 201L116 197L118 196V198L120 199V194L122 193H119L121 190L119 189V192L117 191L118 188ZM147 187V188H146ZM6 188V187H5ZM14 188V187H13ZM25 188V187H24ZM37 186H35L34 184V188L33 190H37ZM49 188V186H48ZM54 188V187H53ZM112 188V189H111ZM191 188V189H190ZM20 189V188H19ZM63 189V188H61ZM77 189V190H78ZM88 191H87V190ZM116 189V190H114ZM155 189V188H154ZM161 189V190H160ZM195 194H193L190 190ZM219 189V188H218ZM224 189V190H225ZM231 189V190H229ZM238 189V191L236 190ZM8 190V189H7ZM15 191H17L16 189H14ZM54 190V189H53ZM73 190V189H72ZM125 190V189H124ZM126 190H125V193H126ZM222 190V192L224 191ZM225 190V191H226ZM242 190L244 191V193L242 192ZM11 191V190H10ZM9 191V192H10ZM39 191V190H38ZM69 191V190H68ZM83 192V190H80V192ZM84 191V192H85ZM112 191V192H111ZM114 191V192H113ZM116 191L118 192L119 195H116ZM145 191V192H144ZM149 191L150 188H149ZM156 191V190H155ZM28 192V191H27ZM48 192V191H47ZM62 192V191H61ZM70 192V191H69ZM78 192V191H77ZM94 192V193H93ZM100 192V193H99ZM104 192H107L108 194L110 193L111 197L115 198V200H117L119 203H117V201L114 200V198L111 200V199H108L109 202L107 201V195H105V198L106 201L104 202L103 198H102V195L101 194H105ZM164 192V191H162ZM160 192V193H162ZM227 192V191H226ZM225 192V193H226ZM37 193V192H36ZM50 193V192H49ZM92 193V194H91ZM96 193H98L96 195ZM112 193V194H111ZM139 193H137L136 195H138L139 197ZM149 193V192H147ZM151 193V192H150ZM149 193V194H150ZM192 193V194H191ZM206 193V192H205ZM224 193V194H225ZM243 193V194H242ZM1 194V193H0ZM7 194V193H6ZM13 194V193H11ZM45 194V193H44ZM66 194V193H65ZM135 194V193H134ZM148 194V195H149ZM155 194V193H154ZM207 194V193H206ZM233 194V193H232ZM254 194V195H253ZM23 195V194H22ZM25 195V194H24ZM36 195V194H35ZM46 195V194H45ZM56 195V193H55ZM61 195V194H60ZM91 195V196H90ZM116 195V196H115ZM129 195V194H128ZM135 195V196H136ZM144 194H142L143 196ZM147 195V194H146ZM147 195V196H148ZM192 195V196H191ZM227 195V196H228ZM243 195V196H242ZM31 196V195H30ZM33 196V195H32ZM40 196V195H39ZM100 196V197H99ZM104 196V195H103ZM122 196V195H121ZM135 196L133 197V199L135 198ZM142 196H140L139 199H137V196H136V200L137 202L141 200V203L143 200H148L149 198L151 199L150 195L146 198L148 199H145V197L142 198ZM196 196V200H195V197ZM199 196V197H198ZM257 196V195H256ZM96 197H98L96 199ZM130 197V196H129ZM159 197V199H160ZM193 197V198H192ZM71 198V197H70ZM199 198V200L197 199ZM229 198V196L227 197ZM7 199V198H6ZM14 199V198H13ZM67 198H65L66 200ZM75 200L78 202L76 203V206L75 204H73V206H75L74 208L77 209V212L79 210V212L82 210L81 208L85 205L89 208L90 206L92 207L93 209V205L92 204H97V203H93L92 204H84L85 202H83L82 200ZM167 199V200H166ZM26 200V199H24ZM39 200V199H38ZM75 200H74V203H75ZM97 200V201H96ZM110 200L112 202H110ZM151 200V201H152ZM219 200V199H218ZM229 200V199H228ZM3 201V199H2ZM20 201V200H19ZM42 201V200H41ZM82 201V202H81ZM86 201V202H87ZM94 201V200H93ZM103 201V202H102ZM135 201V205H136V202ZM150 201V200H149ZM149 201H145L147 202V204H150ZM205 201V200H203ZM231 201V200H230ZM8 202V201H6ZM62 202V201H61ZM65 202V201H64ZM71 202V201H70ZM79 202L83 203L82 207L81 205L79 204ZM134 202V201H133ZM143 202L142 203V208H143V204L145 203ZM216 202V201H215ZM232 202V203H233ZM24 203V202H23ZM67 203V202H66ZM104 203V204H103ZM130 203V204H129ZM140 202H138L139 204ZM141 203L139 204L140 207H141ZM154 203V201H152V204ZM156 203V202H155ZM39 204V203H38ZM99 204V206H100ZM118 204H121L118 205ZM125 204V203H124ZM146 204V205H147ZM204 204V203H203ZM213 204V202H212ZM224 204V203H223ZM19 205V204H18ZM23 205V204H22ZM34 205V204H33ZM101 205V209H105L106 207L102 206ZM134 205V206H135ZM157 205V204H156ZM261 205V204H260ZM97 206V205H96ZM96 206H94L95 208H97ZM98 206V207H99ZM115 206V205H114ZM119 206V207H118ZM125 205H123V207L121 208V210L123 209L124 211L127 210L126 206L124 207ZM133 206V205H132ZM131 206V207H132ZM134 206H133V209H134ZM152 206V205H150ZM216 206V205H215ZM219 206V205H218ZM217 206V207H218ZM228 206V205H227ZM44 207V206H43ZM46 207V206H45ZM49 207V206H48ZM47 207V208H48ZM70 207V206H69ZM80 207V209H78ZM83 207V208H84ZM137 207V206H136ZM140 207H139V211H140ZM15 208V207H14ZM38 208V207H37ZM54 208V207H53ZM61 208V207H60ZM87 208V209H88ZM141 208V209H142ZM55 209V208H54ZM57 209V208H56ZM55 209V210H56ZM98 209V208H97ZM96 209V210H97ZM152 209V207H151ZM219 209V208H218ZM221 209V208H220ZM219 209V210H220ZM32 210V209H31ZM39 210V209H38ZM50 210V209H49ZM65 210V209H64ZM71 210V209H70ZM95 210V209H93ZM119 211V212H123L122 211ZM137 210H138V207H137ZM155 210V209H153ZM167 210V211H166ZM36 211V210H35ZM34 211V212H35ZM54 211V210H53ZM83 211V210H82ZM143 211V209L141 210ZM204 211V212H203ZM61 212V211H60ZM67 212V210H66ZM70 212V211H69ZM72 212V211H71ZM76 212V210H75ZM78 212V213H79ZM92 212V211H91ZM94 212V211H93ZM103 212V211H102ZM129 212V210L127 211ZM131 214H133L132 210H130ZM135 212L137 213V211L135 210ZM58 213V212H57ZM90 213V211H89ZM139 213V212H138ZM144 213V212H143ZM153 213H156V212H153ZM205 213H208V217L205 216L206 214ZM213 213V214H212ZM50 214V213H49ZM54 214V213H53ZM72 214V213H70ZM107 214V213H106ZM142 215V213L140 212L139 215ZM159 214V215H160ZM230 214V213H229ZM55 215V214H54ZM83 215V214H82ZM90 215V214H89ZM139 215H137V217H140ZM154 215V214H153ZM220 215V214H219ZM41 216V215H40ZM52 216V215H51ZM59 216V215H58ZM67 216V214H66ZM79 216V215H78ZM75 215V217H78ZM81 216V214H80ZM88 216V215H87ZM108 216V215H107ZM111 216V215H110ZM136 217L135 213L133 215V217ZM149 216V215H148ZM162 216V215H161ZM233 216V215H232ZM44 217V216H43ZM53 217V216H52ZM85 217V216H84ZM171 217V219H170ZM243 217V218H244ZM245 217V218H246ZM28 218V217H27ZM51 218V217H50ZM58 218V217H57ZM62 218V216H61ZM66 217H64L65 219ZM69 218V216H68ZM71 218H74L71 216ZM210 218V219H209ZM212 218L214 220H212ZM242 217H240L239 219H243ZM248 218V220H249ZM82 219V218H80ZM155 219V218H154ZM163 219V218H162ZM207 219H209L210 221H208ZM156 220V219H155ZM172 220V221H171ZM219 220V221H218ZM231 220V219H230ZM235 220V219H234ZM69 221H72V220H69ZM141 221H143L141 219ZM151 221V219H150ZM164 221V220H163ZM215 221V223H214ZM218 221V223H217ZM224 221V220H223ZM40 222V221H39ZM54 222V221H53ZM59 222V220H58ZM67 222V221H66ZM76 222L77 221V218H76ZM145 222V221H144ZM220 222V223H219ZM237 222V221H235ZM242 222V221H241ZM245 222V221H244ZM52 224V223H51ZM70 224V223H69ZM74 224V223H73ZM159 224V223H158ZM216 224V225H215ZM228 224V223H227ZM58 225V224H57ZM159 226V225H158ZM217 226V229L220 227H222L221 229H219V231H217V229L215 230L214 227ZM152 227V226H151ZM170 227V226H169ZM30 228V227H29ZM60 228V227H59ZM39 229V228H38ZM46 229V228H45ZM50 229V228H49ZM63 229V228H62ZM69 229V228H68ZM147 229V228H146ZM154 229V228H153ZM158 229V227H157ZM233 229V228H232ZM22 230V229H21ZM161 230V229H160ZM235 230V228L233 229ZM29 231V230H28ZM41 231V230H40ZM173 231V232H172ZM222 231V232H221ZM231 231V229H230ZM39 232V231H38ZM75 232V231H74ZM236 232V231H235ZM47 233V232H46ZM156 233H157V230H156ZM165 233V232H163ZM221 235H224V236H221V239L220 238V234ZM36 234V233H35ZM53 234V233H52ZM55 234V233H54ZM65 234V233H64ZM155 234V233H154ZM237 234V232H236ZM243 235V237H241V235ZM31 235V234H30ZM49 235V234H48ZM60 235V234H59ZM75 235V234H73ZM156 235V234H155ZM25 236V234H24ZM50 236V235H49ZM55 236V235H54ZM159 236V234L157 235ZM164 236V235H163ZM163 236H159V239L161 238V241L159 242H164V244H167L166 243V239L164 240ZM230 236L232 238H230ZM235 236V235H233ZM75 237V236H74ZM236 237V236H235ZM241 237V238H240ZM30 238V237H29ZM42 238H44L42 236ZM46 238V237H45ZM31 239V238H30ZM47 239V238H46ZM57 239V238H56ZM158 239V240H159ZM163 239V240H162ZM234 239V238H233ZM38 240V239H37ZM48 240V239H47ZM26 241V239H25ZM33 241V240H32ZM67 241V240H65ZM77 241V240H76ZM237 242V243H240L239 245L236 243H234V245L231 244L230 246V242ZM254 241H256L254 243ZM31 242V241H30ZM71 242V241H70ZM23 243V242H22ZM42 243V242H41ZM58 244V243H57ZM27 245V244H26ZM34 245V244H32ZM45 245V243H44ZM70 245V244H69ZM47 246V245H46ZM165 246V245H164ZM239 246V248L237 249V247ZM32 247V246H31ZM236 247V248H235ZM257 247V249L255 248ZM81 248V247H80ZM84 248V247H83ZM159 248V247H158ZM173 248V249H174ZM178 248V250H176ZM254 248L256 249L255 251ZM28 249V248H27ZM32 249V248H31ZM64 249V248H63ZM21 250V249H20ZM26 250V249H25ZM75 250V249H74ZM77 250V249H76ZM82 250V249H81ZM165 250V249H164ZM172 252H171V251ZM28 251V250H27ZM80 251V250H79ZM176 251L177 253H179V255L176 254ZM77 252V251H76ZM171 252V253H170ZM263 252V251H262ZM84 253V252H83ZM82 253V255H83ZM60 254V253H59ZM58 254V256H59ZM72 254V253H71ZM157 254V253H156ZM158 254H161L160 252H158ZM165 254V253H164ZM251 254V255H252ZM27 255V254H26ZM52 255V254H51ZM57 255V254H56ZM61 255V254H60ZM67 255V254H66ZM78 255V254H76ZM166 255V254H165ZM180 255L182 257H180ZM30 256V255H29ZM81 256V255H80ZM86 254L84 255L83 258H85ZM177 256H179V258L177 259ZM257 256V255H256ZM19 257V256H18ZM23 257V256H22ZM27 257V256H26ZM57 257V256H56ZM159 257H161V261L163 262V259L162 258L163 256H159L157 257V259H159ZM184 257V258H183ZM69 258V257H68ZM67 258V259H68ZM168 258V257H167ZM181 258V260H179ZM187 258V259H186ZM61 259V258H60ZM63 259V258H62ZM82 259V258H81ZM166 259V258H165ZM164 259V261H165ZM240 259V260H239ZM189 260V259H188ZM187 260V261H188ZM174 261V262H173ZM62 262V261H61ZM60 262V263H61ZM77 262V261H76ZM158 262V261H157ZM177 262V263H176ZM182 262V261H181ZM180 262V263H181ZM198 262V264H199ZM243 262V261H242ZM63 263V262H62ZM165 263V262H164ZM188 263H191L192 264V261H188L187 263L185 264H188ZM264 263V262H262ZM184 264V263H183ZM244 264V263H242Z\"/></svg>", "mask_w": 264, "mask_h": 264}]
</instances>
